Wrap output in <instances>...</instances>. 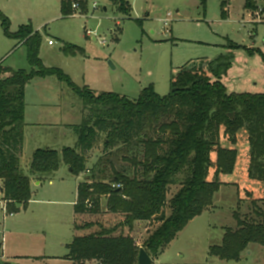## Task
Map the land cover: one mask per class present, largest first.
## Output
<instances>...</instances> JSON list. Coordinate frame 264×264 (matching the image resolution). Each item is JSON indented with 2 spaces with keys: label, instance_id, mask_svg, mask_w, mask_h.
I'll return each mask as SVG.
<instances>
[{
  "label": "rangeland",
  "instance_id": "374dc122",
  "mask_svg": "<svg viewBox=\"0 0 264 264\" xmlns=\"http://www.w3.org/2000/svg\"><path fill=\"white\" fill-rule=\"evenodd\" d=\"M69 1L78 8H72L70 17L62 14V0H0V12L10 20L12 33L30 25L40 34V59L46 68L62 70L77 87L96 95L117 94L136 101L144 89L153 87L159 96H167L173 75L189 62L198 65L202 60L217 59L227 52L229 41L264 52V0H251L255 10L247 9L246 0H206L205 7L201 0H126L131 9L129 16L117 11L109 0ZM21 44L8 38L0 24L2 67L30 70L27 49ZM69 45L83 53L66 54L64 48ZM224 83L229 93L263 94L261 58L245 50L236 51ZM28 105V120L42 118L43 133L49 135L52 150L76 146L74 130L82 123L84 106L71 88L55 77L35 79ZM44 138L36 137L45 149ZM105 138L106 134H100L89 153V170L107 154ZM209 138L227 150L237 151L235 172L219 179L223 185L213 206L191 221L153 259V264H264V246L256 244L248 247L239 262H225L210 255L212 247L221 245L227 230L238 229L235 214L247 223L260 222L264 184L247 177L250 147L246 131L238 133L236 144L222 132L219 140L217 134ZM31 148L22 156L24 170L32 160ZM69 171L62 166L42 185H33L30 203L12 216L2 211L0 195V264H74L67 259L69 246L76 236L86 234L76 231V225L97 222L99 218L91 214L75 216L77 189L85 179ZM184 180L182 173L170 185L168 201ZM106 205V198H102L101 215L112 224L114 217L109 216ZM170 212L165 209L166 216ZM159 226L157 219L137 222L131 236L141 248Z\"/></svg>",
  "mask_w": 264,
  "mask_h": 264
},
{
  "label": "trees",
  "instance_id": "16d2710c",
  "mask_svg": "<svg viewBox=\"0 0 264 264\" xmlns=\"http://www.w3.org/2000/svg\"><path fill=\"white\" fill-rule=\"evenodd\" d=\"M124 16L131 13L126 0H109ZM205 7L206 0H201ZM246 7L255 10L251 0ZM61 11L70 17L72 4L62 0ZM223 18H225L223 12ZM0 24L8 38L27 49L30 70H12L0 65V182L8 212L31 201V183L46 181L66 166L84 176L78 187L75 214H91L97 222L76 225V236L67 259L74 264H138L141 249L157 259L195 218L213 206L222 187L221 177L233 175L238 153L210 140L220 133L234 144L246 131L250 147L247 177L264 184V93H229L224 80L235 61V52L258 55L264 52L229 41L227 52L213 61L187 63L173 75L170 92L161 97L153 87L144 89L138 100L117 94L96 95L79 88L60 69L46 68L40 59L42 37L30 25L10 31V20L0 12ZM66 54L83 53L74 46ZM55 77L71 88L84 106V117L75 128L74 148L62 151L39 149L26 170L21 166L24 147L26 87L34 79ZM233 114V118L231 115ZM100 134H106V155L89 170L90 152ZM131 157H128L130 156ZM185 173L180 190L168 201V188ZM109 177V178H107ZM102 198L114 220L101 215ZM256 203L254 202V205ZM171 210L165 215V209ZM102 216V217H101ZM108 216V217H109ZM110 218V217H109ZM258 223H247L235 214L238 229L227 230L220 246L210 255L225 262H239L252 244L264 246V213ZM157 219L160 226L138 247L131 236L137 222Z\"/></svg>",
  "mask_w": 264,
  "mask_h": 264
},
{
  "label": "crops",
  "instance_id": "0c3cea01",
  "mask_svg": "<svg viewBox=\"0 0 264 264\" xmlns=\"http://www.w3.org/2000/svg\"><path fill=\"white\" fill-rule=\"evenodd\" d=\"M224 8L226 9V7H224ZM224 15H225V18L228 15L226 10H224ZM21 45H23V43ZM38 79H41V78H38ZM34 80L32 82H30V84H28L27 87H26V111H25L24 147H23V152H22V155H21V166H22V160H23V157L22 156H23V154L25 153V151H26V149L28 147L32 146V148H31L32 149V152H31L32 155L37 150L44 149V148H41V146H40L41 144H38L37 139H36L37 136H40V138L42 136L45 137L44 138V141H45V143H47V146L45 147V149L52 150V147H53V146H51V144H49L51 142L50 139H49V135L47 133H43L44 132L43 131L44 130V128H43L44 126L42 127L43 122H41L42 121V118L40 117V116H42V112H41V114H39L40 119H38V120L37 119H34L33 121L32 120L30 121V119L28 120V110H29L28 93H29L30 87H32V85H33ZM39 86H41V85H39ZM43 105H44V103L42 102V106ZM56 151H62V149L61 150H56ZM28 166H29V164L27 165L26 169L28 168ZM50 183H52L51 180H50ZM33 185L34 186H39V185H42V182H39V181L33 179L32 180V183H31V188H32ZM0 186L2 187L1 182H0ZM1 187H0V190L2 189ZM77 193H78V189H77ZM2 197L3 196H1V200H2ZM17 208H18V210H22L23 209L22 206H19ZM75 216H77V215L75 214ZM154 261L155 260H153V263H154Z\"/></svg>",
  "mask_w": 264,
  "mask_h": 264
},
{
  "label": "water",
  "instance_id": "95a60500",
  "mask_svg": "<svg viewBox=\"0 0 264 264\" xmlns=\"http://www.w3.org/2000/svg\"><path fill=\"white\" fill-rule=\"evenodd\" d=\"M231 118H233V114L231 115ZM1 193H3V189H1ZM138 264H153V258L150 257L144 249H141L138 257Z\"/></svg>",
  "mask_w": 264,
  "mask_h": 264
},
{
  "label": "built area",
  "instance_id": "2783aa9c",
  "mask_svg": "<svg viewBox=\"0 0 264 264\" xmlns=\"http://www.w3.org/2000/svg\"><path fill=\"white\" fill-rule=\"evenodd\" d=\"M96 4L94 5V8H96ZM72 8L73 9H75V10H78V8H77V6L75 5V4H73L72 5ZM253 16H254V14H253ZM95 40H96V38H95ZM102 44H105V41H102ZM49 45H52V42L51 41H49ZM0 195L2 196V193H1V190H0ZM2 201V211L6 214V215H10V216H12L13 214H10L9 212H8V207H7V203L5 202V201H3V199L1 200Z\"/></svg>",
  "mask_w": 264,
  "mask_h": 264
}]
</instances>
